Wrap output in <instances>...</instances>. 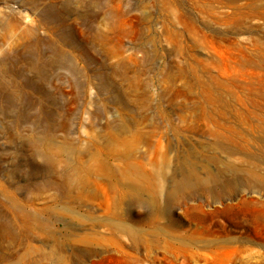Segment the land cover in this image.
<instances>
[{
    "label": "rangeland",
    "instance_id": "1",
    "mask_svg": "<svg viewBox=\"0 0 264 264\" xmlns=\"http://www.w3.org/2000/svg\"><path fill=\"white\" fill-rule=\"evenodd\" d=\"M97 1L0 0V264H264V0Z\"/></svg>",
    "mask_w": 264,
    "mask_h": 264
},
{
    "label": "bare ground",
    "instance_id": "2",
    "mask_svg": "<svg viewBox=\"0 0 264 264\" xmlns=\"http://www.w3.org/2000/svg\"><path fill=\"white\" fill-rule=\"evenodd\" d=\"M99 2H102V5H106L107 3H109V1L106 0H98L97 2H93L92 5H95ZM64 8H58L55 3H53L52 5H50V13H51V18L52 21L54 22H60V24H64L67 25V17H65V11H67V5H63ZM15 8V7H14ZM14 8H10L9 11H7V17L6 19H2L1 21V27H3V29L8 30V33H10L11 37H14V44L12 49V55H13V68L15 73H18L17 70V62H18V58H19V45H18V39H17V30L19 27L18 24V19L15 16L16 10ZM1 50V49H0ZM16 68V70H15ZM15 90H13L12 94L10 96H8L7 101L9 102L8 105L10 107V109L12 108V113H13V122L15 124V128H16V123L18 122V118H19V107H18V101H19V96L17 93V87H18V83L15 80V84H14ZM122 177H124L126 180L130 181L131 183H136L137 187L136 189H141V182L140 181H144V179H146L145 174L142 172L141 167L136 164V163H131L128 164L126 166V169L123 170V172H121ZM181 183L185 184L187 182L186 178H182L180 180ZM6 237L5 236V232L1 235V238Z\"/></svg>",
    "mask_w": 264,
    "mask_h": 264
}]
</instances>
